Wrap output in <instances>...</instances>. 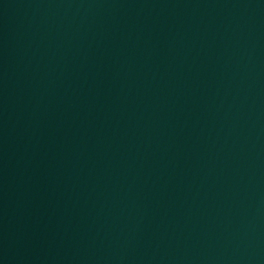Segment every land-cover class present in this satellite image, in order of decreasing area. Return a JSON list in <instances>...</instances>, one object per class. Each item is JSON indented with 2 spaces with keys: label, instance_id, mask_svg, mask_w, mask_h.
I'll list each match as a JSON object with an SVG mask.
<instances>
[{
  "label": "water",
  "instance_id": "95a60500",
  "mask_svg": "<svg viewBox=\"0 0 264 264\" xmlns=\"http://www.w3.org/2000/svg\"><path fill=\"white\" fill-rule=\"evenodd\" d=\"M0 264H264V0H0Z\"/></svg>",
  "mask_w": 264,
  "mask_h": 264
}]
</instances>
